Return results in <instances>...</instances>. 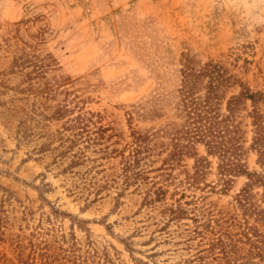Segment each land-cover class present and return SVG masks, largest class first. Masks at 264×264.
<instances>
[{"label": "rangeland", "instance_id": "1", "mask_svg": "<svg viewBox=\"0 0 264 264\" xmlns=\"http://www.w3.org/2000/svg\"><path fill=\"white\" fill-rule=\"evenodd\" d=\"M258 12L257 0H0V264H200L185 228L160 231L161 211L192 197L205 198L214 228L220 213L244 223L234 204L248 180L224 189L182 97L189 81L195 96L211 84L225 100L258 94L264 121ZM245 103L243 160L260 171ZM75 138L76 164L58 148ZM108 145L141 152L146 186L123 184L120 154L99 152ZM234 240L232 261L264 264L261 240V250Z\"/></svg>", "mask_w": 264, "mask_h": 264}, {"label": "trees", "instance_id": "2", "mask_svg": "<svg viewBox=\"0 0 264 264\" xmlns=\"http://www.w3.org/2000/svg\"><path fill=\"white\" fill-rule=\"evenodd\" d=\"M224 82L227 83L228 80ZM196 84V81H189V84L183 90L182 98L186 118L194 135L206 147L208 154L218 158L219 174L224 189H229L233 178H247L248 181L237 193L236 203L234 204L235 208L238 207L244 210L246 218L244 223L239 222L237 224L238 221L235 217L227 218L223 213H220V217L214 221L217 225L214 228L211 225L213 222L211 218L214 214L206 211L205 198L200 203L198 198L192 197L185 203L179 202L161 211L167 221H165L160 231H165L173 224L178 228H185L184 232L188 236L185 241L186 248H189L190 244L198 242L195 245L197 252L194 259L199 261L200 264H213V262L221 264L222 260L225 261V264H241L232 261L231 254H237L239 249L234 237L239 239V243H242L244 238L252 249L258 248L261 250L256 245L260 243L259 240L264 243L259 228L249 223V220L254 218L255 222L264 225V121L263 115L259 109H256L258 94L250 95V93L244 94L242 92L240 95H232L225 100L224 95H221L218 91L221 85L211 84L206 88L203 96H195L194 87ZM246 101L251 102L253 107L251 111L246 110L255 128V137L252 139L250 150L258 153L260 171L249 172L243 160L245 152L242 143L247 141V132L242 129V122L236 119V114L239 109L244 107ZM91 138L92 133H88L86 136L89 144L87 149L93 144ZM79 142V138L62 141L58 147L61 150L60 157L70 156L76 164L79 160L77 159L78 153H73V149ZM111 148L112 146L108 145L100 148L99 152L108 157H112L113 153L120 154L123 161V184L126 187L135 184L137 189H142L143 185L146 186L148 177L146 170L140 167L142 158L139 156L141 152L134 147L128 148V154H126V150L120 153L117 149ZM258 189H262L261 200L259 203H254L253 193ZM146 202L152 205L150 192H146ZM206 217L209 219L204 221ZM186 219H190V223L183 221ZM237 225L242 228L238 237L232 232V229ZM217 231H220L219 236L210 239L209 235L212 236L213 233L216 235ZM256 254L261 255V253ZM263 254L264 250L262 251ZM209 258H212V263H207Z\"/></svg>", "mask_w": 264, "mask_h": 264}, {"label": "clouds", "instance_id": "3", "mask_svg": "<svg viewBox=\"0 0 264 264\" xmlns=\"http://www.w3.org/2000/svg\"><path fill=\"white\" fill-rule=\"evenodd\" d=\"M261 8H264V0H257ZM254 23L260 24L264 23V12H258L254 17Z\"/></svg>", "mask_w": 264, "mask_h": 264}]
</instances>
